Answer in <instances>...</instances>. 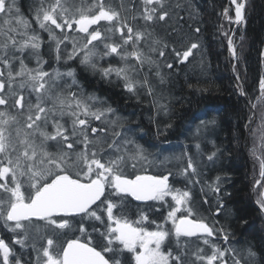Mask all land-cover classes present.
<instances>
[{"label": "snow or ice", "instance_id": "snow-or-ice-1", "mask_svg": "<svg viewBox=\"0 0 264 264\" xmlns=\"http://www.w3.org/2000/svg\"><path fill=\"white\" fill-rule=\"evenodd\" d=\"M246 2L231 0L237 24L245 19ZM141 5L143 29H134L106 0H39L33 19L55 42L57 62L61 60L60 46L70 41L72 51L67 60L78 59L80 65L103 78L115 74L133 95L140 88L152 95L148 75L143 80L135 76L148 65L149 71L157 69L155 75L164 83L159 64L149 53L165 57L169 45L163 42L162 48L157 47L162 41L156 38L149 43L152 32L148 25L170 18V11L166 0H141ZM224 15L231 19L227 9ZM32 23L21 13L17 0H0V221L15 234L11 241L0 237V264H22L13 246L25 247L29 240L38 253L36 264H228L229 253L237 250L208 238L222 234L227 244L229 233L195 218L191 193L173 188L168 175L136 174L138 166L153 163L149 160L153 153L130 137L133 130L120 123L116 109L84 92L75 68L45 70L47 62L40 54L43 40ZM73 32L82 40L70 36ZM198 46L191 43L184 48L183 38H178L171 51L177 63H184ZM228 46L238 58L231 37ZM111 57L118 58L119 66L99 63ZM33 60L35 66L30 67ZM173 66L166 63L169 69ZM259 89L257 103L251 105L253 109L260 106L259 122L251 134L264 150V78ZM241 95H246L243 90ZM254 116L249 117V123ZM212 123L215 121H200L205 126ZM252 153L256 156L255 148ZM213 156L215 153L208 159ZM256 159L260 169L255 185L264 189V155ZM129 167L132 173L125 171ZM188 169L195 172L191 158L183 169L185 175ZM113 196L120 198L119 203ZM125 196L164 204L171 197L174 205L169 204L163 223L149 221L143 211L138 219H132ZM257 203L264 212V190ZM145 222L155 224V230H149ZM169 222L170 228L166 227ZM69 231L80 235L68 238ZM193 237L202 240L210 252L197 247L191 261L185 258L188 240ZM37 241L44 243L38 248ZM245 251V264L264 262V256L257 261L251 247ZM238 255L232 256V264H241Z\"/></svg>", "mask_w": 264, "mask_h": 264}, {"label": "trees", "instance_id": "trees-1", "mask_svg": "<svg viewBox=\"0 0 264 264\" xmlns=\"http://www.w3.org/2000/svg\"><path fill=\"white\" fill-rule=\"evenodd\" d=\"M106 2L119 10L122 17H127L134 29L145 27L140 18L143 11L141 0H123V8L121 0ZM178 3L182 7H176ZM166 7L170 18L148 25V31L152 32L149 43L156 38L162 41L157 47L162 48L163 42L169 45L164 49L165 57L149 53L159 64L164 83L155 75V67L149 71L148 65H145L138 74L139 80L148 75L154 89L152 95H148L143 88L133 95L124 87L123 80L114 74L113 77L103 78L98 72L75 64L77 80L84 92L95 94L116 109L120 123L125 129L133 130L130 137L153 153L149 156L153 163L144 168L148 170L147 174L168 175L173 188L191 193L190 205L195 218L203 219L214 230L223 228L230 235L227 244L222 240V234L210 237V240L213 238L223 247L235 248L241 264H245L248 247L257 253V261H261L264 256V222L254 199L257 193L255 181L259 179V174L250 140L251 130L258 123L255 124V118L249 123V117L254 113L259 116L260 111L259 105L256 109L251 105L257 103L260 80L264 78V0H247L245 19L240 24L235 23L231 0H166ZM225 9L231 19L225 17ZM133 16L137 18L132 20ZM197 28L199 32L195 31ZM229 37L233 40L238 58H234L229 50ZM178 38H183L184 48L191 43L199 45L184 63H177L171 51ZM141 47L148 51L143 43ZM55 60V56L50 54L47 67L55 64ZM99 63L104 67L108 63L119 66L115 57L105 58ZM166 63H173V68H167ZM59 65L63 66L62 63ZM236 75L240 77L246 95H241ZM201 120H214L215 123L205 126L200 124ZM261 151L264 155V150ZM213 153L215 156L209 160ZM189 158L195 172L188 169L185 175L183 169L187 167ZM156 160L163 163L156 165ZM128 169L127 173L133 172H128ZM141 172L144 171H136V174ZM112 198L119 203V197ZM124 202L132 219H138L139 211H143L149 221L157 223H163L170 210L169 204H172L171 200L168 204L152 201L141 204L130 196H125ZM91 223L100 226L99 222H88ZM145 226L149 230L156 227L148 222ZM79 235L69 231L68 238ZM13 236L0 221V237L11 241ZM200 241L188 240L186 260H195L192 252L197 247L210 252ZM43 243L37 241V247ZM31 244L32 240H29L25 247L13 246L22 264H36L38 253ZM237 253H229L228 264H232V256Z\"/></svg>", "mask_w": 264, "mask_h": 264}, {"label": "rangeland", "instance_id": "rangeland-1", "mask_svg": "<svg viewBox=\"0 0 264 264\" xmlns=\"http://www.w3.org/2000/svg\"><path fill=\"white\" fill-rule=\"evenodd\" d=\"M103 23V22H102ZM33 25V24H32ZM36 29H37V31H39V34H40V36H41V34H42V31H40L39 30V28H38V25L36 24ZM46 35H47V43H46V50H47V52L49 51V53L50 54H52V55H54L55 56V59H56V52H55V42H53V41H50L49 40V37H48V33L47 32H44ZM57 35L58 36H62V33H60L59 32V30H57ZM70 36H72V37H76L77 39H81L82 40V38L78 35V34H76V33H70ZM42 37V36H41ZM42 40L44 41V37L42 38ZM42 45H43V43H42ZM42 45H41V47H42ZM42 49V48H41ZM41 49H40V54H41V57L43 58V56H42V52H41ZM72 51V44H71V42L69 41V42H66L65 44H62L61 46H60V55H61V60L57 63V60H55L56 61V63L54 64L53 63V65L51 64V66L50 67H47V63L44 65V67H45V70H47V71H49V72H51L53 69H59L61 72H64V71H66L67 69H68V67H71V66H66L68 63H70L72 60H67V55H68V53H70ZM43 60H45L44 58H43ZM67 60V62L65 63V61ZM31 63V64H30ZM29 63V66L30 67H34L35 66V61L33 60V61H31ZM59 63H62L63 64V66H61V65H59ZM115 75V74H114ZM237 76V80H238V86H240V89L241 90H243V88H244V86H242V83H241V80H240V77L238 76V75H236ZM113 77V76H112ZM136 79H138L139 78V75H136V77H135ZM68 82L70 83V78L68 79ZM243 92H244V90H243ZM258 113L256 114V116L254 117L255 119V124H257L259 121H258ZM257 126V125H256ZM255 126V127H256ZM254 127V128H255ZM253 128V129H254ZM250 140H252V146H253V148H255V150H256V156H261V155H263L262 154V151H261V148L259 147V141H258V139L256 138V137H254L253 135H251V137H250ZM253 148H252V150H253ZM256 156H254V158H255V160L256 161H258L257 159H256ZM155 164L156 165H161L162 163L160 162V161H155ZM257 166H258V169H257V172H258V174H259V169H260V165H259V161L257 162ZM149 168L150 166H148L147 164H145L144 165V167L143 168H141L140 166H138L137 167V169L135 170V171H144V172H141L140 174H147V172H148V170H144V168ZM184 169H185V167H184ZM126 171V170H125ZM128 172H131V171H133V169H131L130 167H129V169L127 170ZM170 183V182H169ZM176 189V188H175ZM255 189L257 190V193H255L254 194V199H255V204H257V207H258V210H259V212H260V214L263 216V222H264V212H262L261 210H260V206H259V204L257 203V198H258V195H259V193H260V191H262V190H264V189H262V188H260L259 186H256L255 187ZM191 198H192V196H191ZM167 200H171V197H168L167 198ZM153 203L155 202V204L156 203H162V202H159V201H152ZM162 204H164V203H162ZM172 204L174 205V202L172 201ZM167 215V214H166ZM178 215H180L179 213H178ZM166 217V216H165ZM264 224V223H263ZM168 228H170L171 227V223L169 222L168 223V226H167ZM13 234V233H12ZM13 235H15V234H13ZM191 241H193V242H197V238H194V239H192V238H189ZM209 239V238H208ZM212 240H213V238H212ZM202 241V240H201ZM200 241V242H201ZM196 244H199V243H196ZM203 247H205V248H209L207 245H204L203 244ZM191 257H192V255H191ZM232 262V261H231Z\"/></svg>", "mask_w": 264, "mask_h": 264}, {"label": "flooded vegetation", "instance_id": "flooded-vegetation-1", "mask_svg": "<svg viewBox=\"0 0 264 264\" xmlns=\"http://www.w3.org/2000/svg\"><path fill=\"white\" fill-rule=\"evenodd\" d=\"M38 2H39V0H26V1H24V0H17V4H18V6H19V8H20V11H21V13L24 15V17L26 18V19H29V20H32L33 21V25H32V27L33 28H35L36 29V24H35V22H34V19H33V17H34V8L36 7V5L38 4ZM27 3V4H26ZM234 6V11H235V5H233ZM30 9H32V11L30 12ZM41 36H42V38L44 37V41H43V45H42V49H41V52H42V56H43V58L45 59V61L47 62V57L48 56H50V53H49V51L47 52V50H46V43H47V35L44 33V31H42V34H41ZM52 55V54H51ZM31 62V61H30ZM29 62V63H30ZM31 64V63H30ZM75 64H77L76 66H80V64H79V60L77 59V60H72L70 63H68L67 64V66H71L72 68H74L73 67V65H75ZM47 66H48V62H47ZM76 69V68H75ZM131 197V196H130ZM132 198V197H131ZM142 203H147V202H150V201H141ZM140 201H139V203H141ZM141 203V204H142Z\"/></svg>", "mask_w": 264, "mask_h": 264}, {"label": "bare ground", "instance_id": "bare-ground-1", "mask_svg": "<svg viewBox=\"0 0 264 264\" xmlns=\"http://www.w3.org/2000/svg\"><path fill=\"white\" fill-rule=\"evenodd\" d=\"M139 202V201H138ZM141 202V201H140ZM142 203V202H141ZM143 204V203H142Z\"/></svg>", "mask_w": 264, "mask_h": 264}]
</instances>
